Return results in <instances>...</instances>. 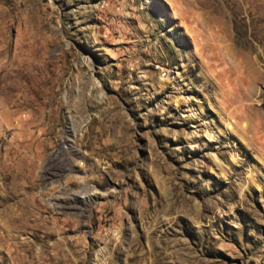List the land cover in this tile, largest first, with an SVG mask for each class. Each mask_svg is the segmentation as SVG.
Here are the masks:
<instances>
[{"label":"rangeland","instance_id":"obj_1","mask_svg":"<svg viewBox=\"0 0 264 264\" xmlns=\"http://www.w3.org/2000/svg\"><path fill=\"white\" fill-rule=\"evenodd\" d=\"M9 64L36 65L53 117L29 213L0 172V264H264V0H0ZM13 99L1 118L31 116ZM81 99L101 154L62 147ZM63 189L92 203L60 209Z\"/></svg>","mask_w":264,"mask_h":264},{"label":"bare ground","instance_id":"obj_2","mask_svg":"<svg viewBox=\"0 0 264 264\" xmlns=\"http://www.w3.org/2000/svg\"><path fill=\"white\" fill-rule=\"evenodd\" d=\"M47 84V81H37L36 84L35 64H30L27 67L19 66L16 68H12V65L9 64L0 68V94L6 100V104L9 106L14 105L12 102H16V100L13 98L18 97V99H22L17 102L18 105L30 108L32 111L31 116L22 117L20 120H15V118L5 120L0 116V143H3L5 138L10 134L14 136V139L11 142H8L9 146H7L8 148L5 150V157H0V172L5 178L9 177L11 180V185L6 187V190L9 193L10 198L14 200L13 207L16 210H20L23 216L29 213V207L34 208L36 206L35 196L27 195V193L33 192V190L36 189V184L33 181L36 177L37 156L36 151L32 150V143L34 144L36 141H40V136L45 133L43 127H46L53 117L51 112L46 113L43 112V110L37 111L35 106L36 91L45 92L44 86ZM17 92L21 93V95L16 94ZM28 95L32 96L31 99L26 98ZM80 102L81 103L75 107L78 116L72 117L69 122V128L63 132L64 138L62 147L67 144L68 139L75 134L74 143L76 145L86 148L87 146L94 147L95 144H99L100 148L97 154H101L106 149V145L102 143L101 139L102 129L98 127L94 130L93 124L96 121L95 118H91L90 121L87 122V116H85L87 104L82 99ZM6 121L9 123H6ZM84 122L89 127V131L82 132V135H79L78 132L80 126ZM62 147L61 149H57L48 159L44 168V172L47 175L53 177L58 176L59 171L55 170L57 165L63 164L64 170H66L69 169L68 165L70 161L76 160L73 155V157L64 156L61 151L64 147ZM22 151L25 154L20 156ZM68 183L71 184L70 179L68 180ZM80 195H83L84 197L80 199ZM58 198V208L78 210L80 212L86 211L84 207L92 203L89 190L70 192L63 189L60 191Z\"/></svg>","mask_w":264,"mask_h":264}]
</instances>
